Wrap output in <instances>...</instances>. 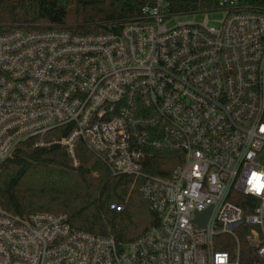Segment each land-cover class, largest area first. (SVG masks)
<instances>
[{"label":"built area","instance_id":"2783aa9c","mask_svg":"<svg viewBox=\"0 0 264 264\" xmlns=\"http://www.w3.org/2000/svg\"><path fill=\"white\" fill-rule=\"evenodd\" d=\"M170 3L105 32L46 21L0 32V167L31 137L78 165L82 141L133 175L157 215L118 241L66 212L0 205V264H264V0H216L218 26L169 25L182 14ZM155 150L175 152L169 174L146 170ZM210 206L203 225L196 212Z\"/></svg>","mask_w":264,"mask_h":264},{"label":"trees","instance_id":"16d2710c","mask_svg":"<svg viewBox=\"0 0 264 264\" xmlns=\"http://www.w3.org/2000/svg\"><path fill=\"white\" fill-rule=\"evenodd\" d=\"M60 0H0V32L21 22L45 20L59 28L80 33L105 32L114 22L139 14L153 0H74L75 18L67 21ZM178 13L206 11L216 0H170ZM65 133L56 127L45 134L49 139ZM37 137L19 143L0 167V205L26 214L38 210L66 212L73 226L99 234L113 235L118 241L140 236L156 223L157 215L134 184L133 175L113 174L108 166L82 141L78 143L79 164L75 166L61 144L35 146ZM175 152L155 150L146 170L167 175L174 167ZM123 204L124 209L110 204ZM219 248H224L220 246Z\"/></svg>","mask_w":264,"mask_h":264},{"label":"rangeland","instance_id":"374dc122","mask_svg":"<svg viewBox=\"0 0 264 264\" xmlns=\"http://www.w3.org/2000/svg\"><path fill=\"white\" fill-rule=\"evenodd\" d=\"M59 2L65 5V7L61 9L66 10L68 13L66 20L73 21L75 18L74 0H60ZM223 16H224V13L222 11H201V12L182 13V14H177L174 17H172L169 20L168 24L174 25V24H177L178 22L192 21V22H207L209 25L218 26ZM42 21H45V20H42Z\"/></svg>","mask_w":264,"mask_h":264},{"label":"water","instance_id":"95a60500","mask_svg":"<svg viewBox=\"0 0 264 264\" xmlns=\"http://www.w3.org/2000/svg\"><path fill=\"white\" fill-rule=\"evenodd\" d=\"M211 210H212V206H210L208 209L204 211L196 212V220L204 225L210 215Z\"/></svg>","mask_w":264,"mask_h":264}]
</instances>
